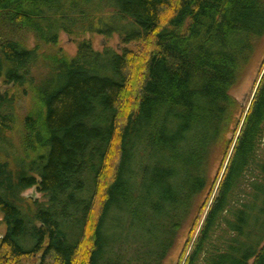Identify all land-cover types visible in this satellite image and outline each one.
<instances>
[{"label":"trees","instance_id":"obj_1","mask_svg":"<svg viewBox=\"0 0 264 264\" xmlns=\"http://www.w3.org/2000/svg\"><path fill=\"white\" fill-rule=\"evenodd\" d=\"M105 14L129 20L139 57L82 41L28 79L37 48L16 32L55 44L109 28ZM263 37L264 0H0V78L42 106L16 147L15 98L0 90V264H164L190 217L180 264H264V64L226 137L230 90ZM31 187L44 203L22 197Z\"/></svg>","mask_w":264,"mask_h":264},{"label":"rangeland","instance_id":"obj_2","mask_svg":"<svg viewBox=\"0 0 264 264\" xmlns=\"http://www.w3.org/2000/svg\"><path fill=\"white\" fill-rule=\"evenodd\" d=\"M97 13L96 17L98 23L99 20L102 19L103 14ZM106 17L111 19L107 20L111 24H109V28L104 27V25L96 31H86L81 35H69L65 32H60L57 37V41L55 44H42L37 43L33 34L29 31H18L16 32V38L27 48H37L38 60L35 64L31 65V70L28 79L33 83H40L43 80L44 75L46 74V66L49 62V58L51 57H65V58H73L78 50V46L82 41H88L95 52L98 53H117L120 54L124 50H129L133 55H137L139 57L140 53V45L142 43H138L135 41H124L123 37L130 29L129 20H118L116 21L114 16L111 14H105ZM101 31V32H100ZM139 45V48H138ZM51 55V56H50ZM140 59V58H138ZM264 64V37L260 40L258 45L256 46L253 55L251 57L250 62L246 66L245 70L241 74L237 83L230 90V95L234 98L237 103V112L234 119V124L230 126L229 133L226 135L227 138H231V134L237 121L240 120L243 111L246 110L247 106H249L252 95L255 91L257 83L260 78V74L262 72V67ZM137 68H139V62H137ZM0 90L8 92L9 96H14L15 98V118L16 122L11 126V129L5 132V138L9 139V141L14 142L16 147H22V131L23 127L21 126L20 120L26 115L34 114L36 111H41L42 106L38 102V100L33 96L31 92V88L25 85L22 88H17L12 84H5L3 80L0 78ZM130 102V98H129ZM128 104V103H127ZM19 154V153H18ZM21 154V153H20ZM11 155V152H10ZM20 155H18L19 157ZM112 156V155H111ZM112 163V159L110 157L109 164L107 166L108 170L105 173V177L110 174V164ZM221 165V156L219 153V146H216L214 149L212 156L210 158L209 165V177L210 181H213L219 167ZM22 197L26 199L28 202L44 203L45 198L42 193H40L36 187H31L26 189L22 193ZM207 198V191L204 195H202L198 202L203 203V200ZM200 203V204H201ZM191 218L190 217L182 227L179 232V235L176 239L175 245L170 251L168 257L166 258L164 264H180V257L185 249L186 242L189 237L190 228H191ZM5 225L2 222V217L0 215V237L5 233ZM197 232V230H196ZM35 259H28L21 262V264H34Z\"/></svg>","mask_w":264,"mask_h":264},{"label":"water","instance_id":"obj_3","mask_svg":"<svg viewBox=\"0 0 264 264\" xmlns=\"http://www.w3.org/2000/svg\"><path fill=\"white\" fill-rule=\"evenodd\" d=\"M253 96V95H252Z\"/></svg>","mask_w":264,"mask_h":264}]
</instances>
